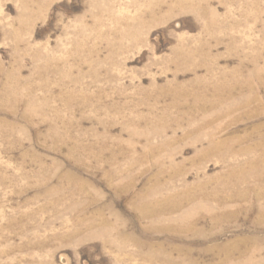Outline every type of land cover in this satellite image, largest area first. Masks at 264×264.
<instances>
[{
	"label": "rangeland",
	"instance_id": "1",
	"mask_svg": "<svg viewBox=\"0 0 264 264\" xmlns=\"http://www.w3.org/2000/svg\"><path fill=\"white\" fill-rule=\"evenodd\" d=\"M262 156L264 0H0V264H150L140 243L264 264L254 195L169 222L188 193L264 188ZM172 196L185 215L145 213ZM103 220L126 251L83 224Z\"/></svg>",
	"mask_w": 264,
	"mask_h": 264
},
{
	"label": "bare ground",
	"instance_id": "2",
	"mask_svg": "<svg viewBox=\"0 0 264 264\" xmlns=\"http://www.w3.org/2000/svg\"><path fill=\"white\" fill-rule=\"evenodd\" d=\"M37 107V106H36ZM40 112V111H39ZM209 126V123L203 124L200 128L205 129ZM201 129V130H202ZM223 129H221L219 132H222ZM228 145L226 141H219L217 146H214V150H219L222 148V146ZM259 162L261 164H264V156L258 157L254 160V162ZM261 166V165H260ZM263 174V173H262ZM241 176V175H240ZM232 177V176H231ZM258 178L256 179L255 182H253L247 189L240 190L236 195H233L230 198H226L222 195V191H215L212 194H207V193H201L200 195H193L188 193L185 195V200H186V207H185V212L188 211V215L186 216L181 210L180 205V198L177 196H172L171 198H168L164 201L161 202L160 206L158 209H148L145 210V213H150V214H158L162 215V217L168 218L169 220L174 219L177 217V215H182L184 214L185 216L180 219V221L177 222V219L169 221L172 223L173 228L176 229L179 226H176L175 224L179 225H186V228L188 229H193L195 228L197 224V215L192 212L191 208L194 207L196 204L204 201H209L211 199H217L220 200L219 206L217 208H213L212 206L207 205L205 207L206 213L209 216H212L216 222H220L221 220L225 219L226 217H229V209L228 207L234 206L241 197H247L250 195H254L258 198V200H264V188L261 187L259 184L262 182V175H258ZM193 205V206H192ZM202 205V204H200ZM192 206V207H191ZM228 206V207H227ZM103 224V230L98 229V228H93L95 225L91 221H83V224L87 227V232L92 233L91 235L93 237L96 236H106L109 237L108 239V244H110L111 247L116 248L117 251L123 252L127 250L128 243L133 240L132 237L129 235L125 234L124 228H120L119 226H111L109 227L107 224L109 221L103 220L101 222ZM176 227V228H175ZM84 231H79L76 230L71 237L77 236L82 234ZM138 254L142 253L144 258L149 261L150 264H196L195 262H192V257L188 256L186 260L182 261L178 258H175L173 254L170 252H167L163 247H158L154 248L152 247V250L149 254H144L142 252L143 248V243L138 244ZM156 250H154V249ZM256 251L253 252H248V253H243L241 255V259H236V257L232 254H228L226 257V264H245V263H254L252 261V257L255 256ZM244 260V261H243ZM122 263V261H121ZM120 264V262L118 263Z\"/></svg>",
	"mask_w": 264,
	"mask_h": 264
}]
</instances>
